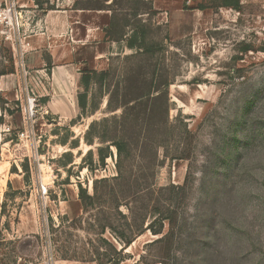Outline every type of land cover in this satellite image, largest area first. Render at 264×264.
<instances>
[{
  "label": "rangeland",
  "instance_id": "374dc122",
  "mask_svg": "<svg viewBox=\"0 0 264 264\" xmlns=\"http://www.w3.org/2000/svg\"><path fill=\"white\" fill-rule=\"evenodd\" d=\"M79 1L113 15L110 69L74 118L40 110L34 163L18 137L25 1L0 0L22 14L20 35L0 25V264H264V1Z\"/></svg>",
  "mask_w": 264,
  "mask_h": 264
},
{
  "label": "crops",
  "instance_id": "0c3cea01",
  "mask_svg": "<svg viewBox=\"0 0 264 264\" xmlns=\"http://www.w3.org/2000/svg\"><path fill=\"white\" fill-rule=\"evenodd\" d=\"M24 1L26 64L33 76L41 80V85L36 82V90L47 98L45 108L51 115L61 120L74 118L80 112L81 71L86 68L98 72L110 69L107 55L111 51L109 28L113 15L110 9L80 6L79 0L46 8L41 7L39 2L34 4V0ZM165 1L169 8L165 7L168 4L162 6ZM176 2L154 0V8L165 9L167 14L178 8L174 5ZM9 170L6 166L5 173ZM10 175L13 176V173L10 172ZM2 176L0 171V189L4 187ZM16 176L20 190L21 176ZM6 182L11 185L13 179L9 176ZM21 228L23 234L38 233L33 227L23 225Z\"/></svg>",
  "mask_w": 264,
  "mask_h": 264
},
{
  "label": "built area",
  "instance_id": "2783aa9c",
  "mask_svg": "<svg viewBox=\"0 0 264 264\" xmlns=\"http://www.w3.org/2000/svg\"><path fill=\"white\" fill-rule=\"evenodd\" d=\"M22 14L19 11L17 3L11 4L0 12V25L5 23L7 26L14 28L15 35H20ZM24 56V55H23ZM20 57L21 77L23 79L24 103L22 106V116L24 126L18 135L19 141L24 142V145L29 151L28 158L36 163L40 159L41 136L38 135V120L40 110L44 108L43 113L49 114L45 107H41L40 98L42 97L39 91H34L32 80H37V84L41 85V80L34 77L30 69L27 67L24 58ZM46 109V110H45ZM44 196L47 190L42 186ZM48 196H45V199Z\"/></svg>",
  "mask_w": 264,
  "mask_h": 264
},
{
  "label": "trees",
  "instance_id": "16d2710c",
  "mask_svg": "<svg viewBox=\"0 0 264 264\" xmlns=\"http://www.w3.org/2000/svg\"><path fill=\"white\" fill-rule=\"evenodd\" d=\"M221 1L222 5L223 6H227V7H231V8H234V9H240L241 7V3H240V0H219ZM200 9H204V7H199ZM101 72H105V71H101ZM98 73V71L96 70H92V69H84L81 71V75H80V80L83 84V87H85L87 89L88 87V79L94 75ZM46 98V97H45ZM144 98H150V99H153V97H151L150 94H146V95H142V96H139L138 98L135 99V101H140V100H143ZM47 99V98H46ZM116 146L118 147V151L119 153L121 154L122 153V145L120 143H116ZM93 169V168H92ZM28 171V170H27ZM97 181L95 182V185H96ZM83 203V202H82ZM84 205V204H83ZM124 243H126V245H131V243L133 242V236H127V235H121L119 237Z\"/></svg>",
  "mask_w": 264,
  "mask_h": 264
},
{
  "label": "bare ground",
  "instance_id": "6f19581e",
  "mask_svg": "<svg viewBox=\"0 0 264 264\" xmlns=\"http://www.w3.org/2000/svg\"><path fill=\"white\" fill-rule=\"evenodd\" d=\"M1 173H2V175L5 173V168H4V166H2L1 167ZM1 178V177H0ZM1 184L3 185V184H5V180L4 179H2V182H1Z\"/></svg>",
  "mask_w": 264,
  "mask_h": 264
}]
</instances>
